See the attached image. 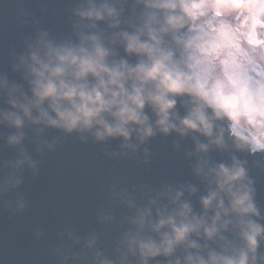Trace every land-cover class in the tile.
I'll list each match as a JSON object with an SVG mask.
<instances>
[{"label": "water", "instance_id": "95a60500", "mask_svg": "<svg viewBox=\"0 0 264 264\" xmlns=\"http://www.w3.org/2000/svg\"><path fill=\"white\" fill-rule=\"evenodd\" d=\"M199 1L185 3L196 11ZM157 2L162 0H0V264H198L241 253L248 264H264V149L251 152L230 129L227 115L202 102L206 98L184 43L190 15L185 8L170 13L150 7ZM93 10L102 19L87 15ZM125 35L155 43L194 93L175 97L170 113L175 128L164 133L151 105L143 114L153 134L143 138L135 125L125 140L98 138L99 126L69 132L34 122L33 53L90 49V38L96 37L109 52V65L135 67L144 57L125 50ZM20 106L30 108V118ZM43 107L48 110L47 103ZM194 109L203 111L211 135L202 126L194 131L180 124ZM8 113L19 116L22 126L6 120ZM220 165L243 168L232 191L250 193L254 213L232 210V195L216 183ZM213 192L217 196L206 209L202 201ZM184 204L191 210L186 218L178 215ZM170 216L177 224L195 223L193 217L201 223L166 254L162 241L165 234L172 237V228L156 231L155 225ZM249 221L262 229L254 252L244 238ZM210 228H215L211 236ZM133 238L151 239L160 253L142 256L129 243Z\"/></svg>", "mask_w": 264, "mask_h": 264}, {"label": "clouds", "instance_id": "9594fccd", "mask_svg": "<svg viewBox=\"0 0 264 264\" xmlns=\"http://www.w3.org/2000/svg\"><path fill=\"white\" fill-rule=\"evenodd\" d=\"M150 7L159 8L170 13H179L188 5L180 0H162L151 4ZM89 17L95 16L102 19L99 11H89ZM155 36L151 40L155 41ZM125 50L128 53H136L144 57L135 67H129L124 62L119 65H109L107 57L109 52L98 42L96 37H91V48H48L43 55L33 53L30 57L32 64L30 72L34 77L32 108L38 112V118L34 121H45L50 126H56L73 131L77 128L85 130L93 126H99L103 131H97L98 138L105 136H120L127 140L132 128L142 132V137L153 134L151 126L147 125V117L143 114L146 105H151L158 117L157 124L164 133L175 128L170 123V113L174 109L175 97L181 95H193L184 83L180 72L169 66L168 58L158 54L155 43L141 42L138 35L124 36ZM214 110L219 105L208 100L202 101ZM12 106L17 107V102L12 101ZM47 103L48 110L43 105ZM25 117H31V110L27 106H20ZM49 112L54 114L49 115ZM5 119L16 127L22 126L23 121L14 113H8ZM109 120L111 122H109ZM184 129L199 130L211 135V125L206 122V117L201 109H194L180 121ZM11 142H18L17 137H12ZM244 176L243 168L229 169L220 165L216 173V183L221 191H227L232 195V210L242 214L254 213L255 207L251 202L248 192L235 193L232 185ZM180 194L177 193V196ZM217 194L213 192L203 199L202 204L207 209ZM221 207L222 202H221ZM187 204L179 211L180 217L186 218L190 212ZM217 219L219 215L217 214ZM195 223L181 221L170 216L167 219H159L155 230L159 231L164 226L172 228V237L165 234L162 241L166 254L173 251V245L183 241L187 235L200 226V221L192 218ZM140 228L144 227L145 217L142 215L136 222ZM262 229L259 225L248 222V231L244 238L250 251H255L257 237ZM211 236L215 228L206 229ZM130 244H136L144 257L156 256L160 253L158 246L151 239L140 240L133 238ZM194 246V245H193ZM191 257L189 260L191 261ZM198 264H248V255L241 253L238 258H223L212 256L209 261L198 260Z\"/></svg>", "mask_w": 264, "mask_h": 264}, {"label": "rangeland", "instance_id": "374dc122", "mask_svg": "<svg viewBox=\"0 0 264 264\" xmlns=\"http://www.w3.org/2000/svg\"><path fill=\"white\" fill-rule=\"evenodd\" d=\"M195 14L186 33L193 72L208 100L227 111L233 128L259 147L264 82L256 75H264V39L259 37L264 33V0H202Z\"/></svg>", "mask_w": 264, "mask_h": 264}, {"label": "bare ground", "instance_id": "6f19581e", "mask_svg": "<svg viewBox=\"0 0 264 264\" xmlns=\"http://www.w3.org/2000/svg\"><path fill=\"white\" fill-rule=\"evenodd\" d=\"M235 130L237 131V133H239V134H240V132H239L237 129H235ZM261 147H262V148H264V145H262Z\"/></svg>", "mask_w": 264, "mask_h": 264}]
</instances>
